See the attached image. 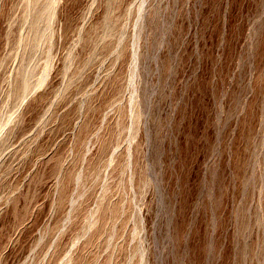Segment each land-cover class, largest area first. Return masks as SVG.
Returning <instances> with one entry per match:
<instances>
[{"label":"rangeland","instance_id":"obj_1","mask_svg":"<svg viewBox=\"0 0 264 264\" xmlns=\"http://www.w3.org/2000/svg\"><path fill=\"white\" fill-rule=\"evenodd\" d=\"M0 264H264V0H0Z\"/></svg>","mask_w":264,"mask_h":264}]
</instances>
